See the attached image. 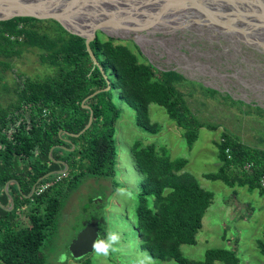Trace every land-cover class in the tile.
Instances as JSON below:
<instances>
[{
  "label": "trees",
  "instance_id": "obj_1",
  "mask_svg": "<svg viewBox=\"0 0 264 264\" xmlns=\"http://www.w3.org/2000/svg\"><path fill=\"white\" fill-rule=\"evenodd\" d=\"M90 47L110 88L84 100L107 86L86 50L85 38L68 32L54 19L19 16L0 20L2 71L25 50L32 49L46 68L42 75L16 71L11 88L0 74L2 87L11 92L6 104L0 102V204L6 207L10 200L4 185L13 180L8 184L13 207L8 210L0 206V264H49L41 247L56 230L68 191L85 175L114 177V132L119 109L113 102V90H122L125 101L135 110L137 124L148 131L155 130L148 117L149 102L165 108L184 130L189 146L203 126L180 93L165 80H153L152 68L138 62L126 46L114 45L112 38L101 42L96 36ZM89 109L91 125L80 133L88 122ZM161 150L158 153L152 144H133L137 168L144 174L137 194L136 226L143 236L142 248L152 257L189 264L179 246L195 242L213 195L195 177L180 172L183 159L171 160ZM218 158L222 164L216 172L207 174L208 178L227 184L238 181L264 193L259 184L264 176V150L249 147L223 131ZM65 164V174H51L38 181ZM34 184L36 189L28 196ZM151 197L155 206L150 204ZM89 202L95 204L92 199ZM89 216L98 218L99 223L105 221L104 215ZM100 230L99 238L103 239L105 230ZM258 246L264 253V242L260 240ZM214 260L237 264L233 251L223 248L206 250L200 264Z\"/></svg>",
  "mask_w": 264,
  "mask_h": 264
},
{
  "label": "rangeland",
  "instance_id": "obj_2",
  "mask_svg": "<svg viewBox=\"0 0 264 264\" xmlns=\"http://www.w3.org/2000/svg\"><path fill=\"white\" fill-rule=\"evenodd\" d=\"M165 23L166 26L160 25L162 28L141 31L143 37L138 43L132 36L122 39L100 31L96 36L101 42L112 38L114 45L130 49L138 62L152 68L153 80H165L180 93L203 126L189 146L184 130L165 108L149 102L148 117L155 130L148 131L137 124L135 110L125 101L122 90H113V102L119 109L114 132L116 172L114 177L85 175L68 191L56 230L41 247L49 264H177L173 259H156L142 248L136 207L144 174L138 170L133 155L135 142L142 146L152 144L158 153L163 149L171 160L183 159L180 172L195 177L213 195L195 242L179 246L189 264L202 263L206 250L214 248L233 251L237 264H264V253L258 246L260 240L264 242V193L238 181L227 184L207 177L222 164L218 143L223 131L249 147L264 150V34L253 33L249 41H243L236 31L229 35L221 28L219 33V28L213 29L209 24L198 27L179 21ZM2 68L0 74L10 88L16 71L42 75L46 70L33 49L25 50L5 71ZM10 98L11 92L0 82V102L6 104ZM149 201L156 205L152 197ZM90 214L104 215L105 221L99 223V228L105 230L103 239L109 232L119 235L117 251L108 257L97 256L93 251L73 259L68 245ZM211 264L226 262L214 260Z\"/></svg>",
  "mask_w": 264,
  "mask_h": 264
},
{
  "label": "water",
  "instance_id": "obj_3",
  "mask_svg": "<svg viewBox=\"0 0 264 264\" xmlns=\"http://www.w3.org/2000/svg\"><path fill=\"white\" fill-rule=\"evenodd\" d=\"M151 5H158V8L153 15V20L148 24L120 20V18L125 16L124 19H127V17H132L133 15L147 14L148 12L145 10ZM74 6L79 8L90 7V13L88 14L98 19L85 14V19L77 22L79 24L78 29L70 28L64 23L61 16L65 15L64 13ZM172 10H180L192 14H204L208 11L221 12L228 17L227 19L230 20L234 28L240 31L264 34V0H0V20L19 16L54 19L68 32L85 38L86 50L93 64L99 67L102 72L107 86L90 93L84 100L110 88L109 79L90 47V42L96 37V33L100 31L108 36L122 39L132 36L134 41L138 43L142 36L141 31H148L153 28L154 23L159 20L164 12ZM83 106L89 108L88 105ZM91 122L92 110L89 109L88 122L80 133L88 129ZM52 149L53 147L49 152L50 157ZM67 167L65 164L63 169L50 171L40 177L38 181L51 174H65ZM12 181L9 180L4 185L10 205L6 207L0 204V206L8 210L13 207V200L8 192V184ZM35 189L36 184L32 186L28 196L32 195ZM100 234L98 218H91L70 241L68 245L69 255L73 259H80L92 253L94 251L93 242L100 237Z\"/></svg>",
  "mask_w": 264,
  "mask_h": 264
},
{
  "label": "bare ground",
  "instance_id": "obj_4",
  "mask_svg": "<svg viewBox=\"0 0 264 264\" xmlns=\"http://www.w3.org/2000/svg\"><path fill=\"white\" fill-rule=\"evenodd\" d=\"M158 8V5H151L149 6L145 11L148 12L147 14H141V15H136V16H130V17H127V19H124V18H120V20H123L125 22H137V23H150L152 20H153V15L154 13L156 12ZM90 13V7L86 6V7H77V6H74V7H71L68 9V12L64 13L65 15L61 16L64 23L67 24V26H69L70 28L72 29H78V25L77 22H81L82 20L85 19L84 15L87 14V15H90L88 14ZM151 13V14H150ZM90 17H92V15H90ZM218 17V18H217ZM94 19H98L96 17H92ZM165 18H168V20H165ZM228 17H226L225 15H223L221 12L220 13H217V12H206L204 14H199V13H195V14H192L190 12H184V11H180V10H172V11H168V12H164L158 21L160 20H163L164 22L163 23H160V22H155L153 26L154 29H159V28H162L160 27V25H164L166 26L167 24L165 22L167 21H172L174 23H176L177 21L179 22H182V23H186V24H190V25H193V26H198L199 25H208V27H212L213 26V29L214 28H219L220 32H222V29L221 28H224L226 29L227 34L229 35H235V32H233L232 30L236 31V35L237 36H241L242 37V40L243 41H249L250 38L249 36H252L253 33L256 34V32H246L245 35H241V33H239L240 31L236 30L232 23H230V20L227 19ZM160 23V25L158 24ZM242 32H245V31H242ZM233 33V34H232ZM258 34V33H257ZM259 35V34H258ZM143 37V35L141 36V38ZM260 37H262L260 35ZM264 38V36L262 37ZM205 45V44H204Z\"/></svg>",
  "mask_w": 264,
  "mask_h": 264
},
{
  "label": "clouds",
  "instance_id": "obj_5",
  "mask_svg": "<svg viewBox=\"0 0 264 264\" xmlns=\"http://www.w3.org/2000/svg\"><path fill=\"white\" fill-rule=\"evenodd\" d=\"M119 242V235L115 232H109L106 239H96L93 242V250L97 256L108 257L111 253L116 252Z\"/></svg>",
  "mask_w": 264,
  "mask_h": 264
},
{
  "label": "built area",
  "instance_id": "obj_6",
  "mask_svg": "<svg viewBox=\"0 0 264 264\" xmlns=\"http://www.w3.org/2000/svg\"><path fill=\"white\" fill-rule=\"evenodd\" d=\"M260 187L264 188V176H261L259 179Z\"/></svg>",
  "mask_w": 264,
  "mask_h": 264
}]
</instances>
